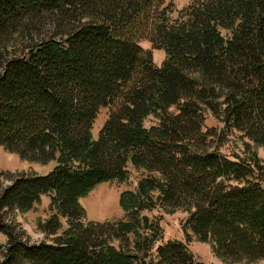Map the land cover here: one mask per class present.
Returning a JSON list of instances; mask_svg holds the SVG:
<instances>
[{
    "label": "trees",
    "instance_id": "1",
    "mask_svg": "<svg viewBox=\"0 0 264 264\" xmlns=\"http://www.w3.org/2000/svg\"><path fill=\"white\" fill-rule=\"evenodd\" d=\"M174 13L166 0H0V147L56 163L0 172V264H198L193 238L225 262L264 260V161L219 152L232 132L264 150V0ZM143 41L164 52L160 66ZM129 162L143 169L132 208L86 223L78 199L125 179ZM42 196L54 215L32 243L14 216ZM154 210L186 213V243L162 242Z\"/></svg>",
    "mask_w": 264,
    "mask_h": 264
},
{
    "label": "rangeland",
    "instance_id": "2",
    "mask_svg": "<svg viewBox=\"0 0 264 264\" xmlns=\"http://www.w3.org/2000/svg\"><path fill=\"white\" fill-rule=\"evenodd\" d=\"M174 10V18L188 6L190 0H166ZM225 35V32L222 31ZM144 51L150 52L152 61L156 66H160L165 59L162 50L152 49L150 43L143 41L140 43ZM109 114V109H101L93 122L91 128V138L96 141L102 126L104 125ZM154 123L152 116H147L143 121L144 127H149ZM221 124L211 114H206L204 127L213 128L218 132ZM255 152L257 157L264 161V150L256 147L245 139H242L236 132L228 134L219 147V152L228 158L239 156L244 158L247 152ZM56 165L55 159L45 163L28 161L21 158L15 153L8 152L0 147V172L7 173L8 176H16L17 174H46ZM143 169L128 163L127 177L121 181H105L93 189L86 195L78 199V204L83 211L84 221L86 223H102L107 221H116L124 219L127 211L132 208V197L138 180L141 177ZM9 178H3L1 184L3 186L9 183ZM104 205V208L101 206ZM50 197L42 196L38 202L34 203L30 208L24 211H17L14 220L19 224L20 229L28 237L29 241L34 243L44 240L45 236L38 229V224L54 215L53 209H50ZM101 211L99 216L96 214ZM149 218L158 219L162 228V242L168 240H178L186 243L185 235L182 231V222L186 217V213L178 210L171 214L163 213L161 210H154L145 213ZM62 227L65 228L64 220H61ZM5 235L0 233V244L5 243ZM188 250L192 253L198 264H249L246 262L229 263L219 259L213 252L210 244L201 242L193 238L186 243ZM264 264V260L252 263Z\"/></svg>",
    "mask_w": 264,
    "mask_h": 264
},
{
    "label": "bare ground",
    "instance_id": "3",
    "mask_svg": "<svg viewBox=\"0 0 264 264\" xmlns=\"http://www.w3.org/2000/svg\"><path fill=\"white\" fill-rule=\"evenodd\" d=\"M101 206L104 208V205L101 204ZM101 213V211H99L98 213L96 212V214L99 216V214Z\"/></svg>",
    "mask_w": 264,
    "mask_h": 264
}]
</instances>
